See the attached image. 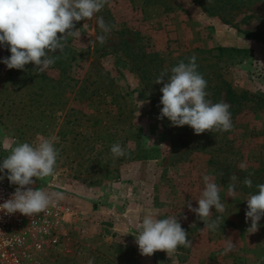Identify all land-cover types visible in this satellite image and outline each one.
<instances>
[{"label":"rangeland","instance_id":"rangeland-1","mask_svg":"<svg viewBox=\"0 0 264 264\" xmlns=\"http://www.w3.org/2000/svg\"><path fill=\"white\" fill-rule=\"evenodd\" d=\"M217 10L227 22L194 0H108L92 19L75 22L80 38L69 37L44 73L32 63L17 70L0 62V162L18 143L58 138L55 174L33 177L45 191L62 193L71 209L68 235L46 264H264V217L255 233L245 220L246 200L255 193L239 189V178L233 193L227 188L232 174L264 183V107L246 102L231 112L229 132L196 135L190 126L157 119L163 107L157 77L193 54L197 64H215L203 70L217 69L235 89L264 97V44L239 31L264 30V1ZM100 35L103 45L90 43ZM10 55L0 46V61ZM225 96L222 90L220 101L206 99L230 105ZM116 142L123 157L110 151ZM205 175L221 186L225 206L222 213L210 209L209 221L219 217L214 232L187 207H198ZM148 211L176 217L191 246L173 258L164 251L141 255L136 225Z\"/></svg>","mask_w":264,"mask_h":264},{"label":"clouds","instance_id":"clouds-1","mask_svg":"<svg viewBox=\"0 0 264 264\" xmlns=\"http://www.w3.org/2000/svg\"><path fill=\"white\" fill-rule=\"evenodd\" d=\"M107 4L108 0H0V46L7 47L11 53L0 62L8 69L17 70H25V66L32 63L35 73H44L58 59L52 54L57 50L63 53L69 37L80 38L82 31L76 28L75 22L92 19ZM97 24L105 34L112 31L111 25L103 17H97ZM82 29L86 31V23ZM58 33L61 35L58 36ZM97 41L103 45L106 36H97L90 43L95 45ZM197 68V57L193 54L187 63L181 61L172 67L170 74L161 72L157 77L155 83L163 84L160 89V104L163 107L157 119L166 117L175 127L190 126L196 135L206 131H231L230 105L223 101L212 103L206 99L209 95L206 92L207 81ZM136 102L139 108L145 103L137 99ZM38 141L35 146L27 142L16 144L0 162V173L7 170L5 175H0V180L6 177L10 184L17 186L11 197L0 204V211L5 214L19 212L33 217L43 213L52 203L53 197L62 198L59 192L50 195L43 189L26 187L34 184L33 177L43 178L55 174L59 157V150L55 147L58 138L38 137ZM110 151L114 157L125 155L119 142L112 144ZM237 179L235 174L229 177L232 181L227 185L229 193L235 191ZM203 181L204 188L200 198L196 199L198 207L193 208L190 202L187 207L204 222L203 229L214 232L220 227L219 217L211 221L208 218L212 216L210 209L213 207L216 213L225 211L220 199L221 186L208 175L203 177ZM243 184L248 188L253 187V181L248 177L244 178ZM256 188V194H249L246 200L245 220L251 221L247 229L249 233L258 231L259 221L264 217V183L257 184ZM136 230L135 242L144 256L164 251L173 258L178 248L191 246L188 233L176 217L160 219L156 213L148 211L136 225ZM232 247L229 244L223 254L231 251ZM172 264H178V261L172 259Z\"/></svg>","mask_w":264,"mask_h":264},{"label":"built area","instance_id":"built-area-1","mask_svg":"<svg viewBox=\"0 0 264 264\" xmlns=\"http://www.w3.org/2000/svg\"><path fill=\"white\" fill-rule=\"evenodd\" d=\"M16 187L6 177L0 180V204L11 197ZM26 187L43 189L37 184ZM70 212V207L56 197L43 213L33 217L0 211V264H46L47 257L60 249L68 235Z\"/></svg>","mask_w":264,"mask_h":264},{"label":"trees","instance_id":"trees-1","mask_svg":"<svg viewBox=\"0 0 264 264\" xmlns=\"http://www.w3.org/2000/svg\"><path fill=\"white\" fill-rule=\"evenodd\" d=\"M213 1H215L217 4V5H215V7H213V6L208 7L205 3H203L199 0H194V2L196 4H199L200 6H202L210 15H218V16H220L222 21L227 22L225 20V18L222 17V15L218 14L217 8H223L224 6H227V5H229V7H231V8H234L238 4L241 8L242 7L244 8V7H249L250 5H252L256 2L264 1V0H245V1L239 0V2H238V0H213ZM239 31L243 32L247 38L255 39L257 41L264 42V30L241 31L239 29ZM234 49H236V47H234ZM197 65H198L197 71H199V73L202 74L203 77L207 81L206 90H208L207 92L209 93L208 97L213 96L216 98V99L213 98L216 101L220 98L219 96L222 95V90H224L225 94H226L225 100H228L230 102V109H229L230 112L242 111V109L246 105V102L248 103V106L250 103L253 104L252 108L254 110L264 107V97H260V96L250 94V92H248L246 90L235 89L231 85L230 82L225 80L222 73H219V71L217 69H213V70L210 69L209 71L203 70V67H206L207 69H209L211 67L214 68L215 64L209 63L206 65H203L200 63ZM213 79L216 81L215 83H213ZM220 99H219V101H220ZM97 122H101V119H98ZM262 169H264V167ZM238 178L241 182V184L238 187L239 189H242L246 193H255L256 194V192L258 191V189L256 188V185L260 184L259 182H257L255 179H252L253 187L248 188L243 184V180H244L245 176H239Z\"/></svg>","mask_w":264,"mask_h":264},{"label":"crops","instance_id":"crops-1","mask_svg":"<svg viewBox=\"0 0 264 264\" xmlns=\"http://www.w3.org/2000/svg\"><path fill=\"white\" fill-rule=\"evenodd\" d=\"M219 26V25H218ZM218 29H220V28H218ZM247 39V38H246ZM238 40H244V39H242L241 37H240V39L238 38ZM248 40H250V41H254L253 39H250V38H248ZM261 43H263L264 44V42H262L261 41ZM226 44H228V43H226ZM246 43H244V44H240V42L237 44V46H241V45H245Z\"/></svg>","mask_w":264,"mask_h":264}]
</instances>
